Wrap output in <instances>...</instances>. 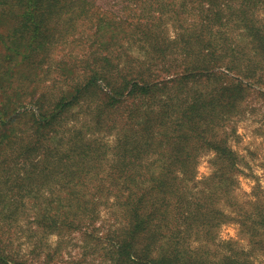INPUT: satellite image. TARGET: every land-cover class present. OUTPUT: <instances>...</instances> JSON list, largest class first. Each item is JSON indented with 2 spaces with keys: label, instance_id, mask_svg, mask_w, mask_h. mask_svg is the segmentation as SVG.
Masks as SVG:
<instances>
[{
  "label": "trees",
  "instance_id": "1",
  "mask_svg": "<svg viewBox=\"0 0 264 264\" xmlns=\"http://www.w3.org/2000/svg\"><path fill=\"white\" fill-rule=\"evenodd\" d=\"M58 81L67 87L51 93ZM254 83L264 0H0V214L19 220L29 197L42 227L82 228L113 195L126 220L108 251L116 264H208L212 250L188 237L215 241L230 216L219 201L238 153L224 127ZM81 101L85 121L60 129ZM103 129L117 135L113 159ZM203 149L222 171L199 187ZM247 213L251 249L219 248L218 264H264L251 258L264 251V203Z\"/></svg>",
  "mask_w": 264,
  "mask_h": 264
},
{
  "label": "rangeland",
  "instance_id": "2",
  "mask_svg": "<svg viewBox=\"0 0 264 264\" xmlns=\"http://www.w3.org/2000/svg\"><path fill=\"white\" fill-rule=\"evenodd\" d=\"M169 27L170 34L174 36V28ZM130 52L133 55L141 54L136 45ZM54 75L56 78L60 74ZM66 87V83L58 81L50 90L51 93H59ZM87 116L81 101L74 106L71 115L60 129L80 126ZM224 130L228 134V143L238 153L236 170H232L235 182L231 194L229 197L222 194L219 201V206L230 216L218 226L215 241H207L194 235L188 237L191 248L204 244L205 249L212 250L208 264H218L219 248L229 253L232 245L246 250L252 247L250 220L245 224L242 223L241 217H244L246 211V218L249 217L253 202L264 203V85H251L240 105V111L227 119ZM95 136L105 141L109 157L113 159L114 146L117 143L116 133L103 129ZM221 167L216 151L203 149L197 165L198 186L209 185L212 176L221 173ZM105 168L107 171L108 166L105 165ZM206 180L207 183H204ZM223 182L224 177L219 175L215 188H220ZM104 198L98 199L99 212H96V219L92 224H85L82 228H69L67 225L57 227L60 223L53 227H42L35 219V212L42 204L36 206L34 199L27 197L25 207L18 212L19 220H5L0 214V256L23 259L26 264L47 261L49 264H116L108 251L114 242L116 227L126 220L121 207L115 203V197L111 195L108 201ZM43 199L44 197L41 201ZM53 205H58V202ZM253 216L254 212L251 215L252 225L255 224L252 223ZM83 218L88 222L87 216ZM69 219L72 221L73 216L70 215ZM262 237L264 238L263 230ZM38 240H42V246H36ZM220 243L223 244L221 247ZM251 258L264 261L263 249L259 246Z\"/></svg>",
  "mask_w": 264,
  "mask_h": 264
}]
</instances>
